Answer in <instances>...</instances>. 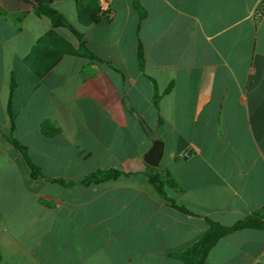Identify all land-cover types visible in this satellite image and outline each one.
<instances>
[{
  "label": "crops",
  "instance_id": "crops-1",
  "mask_svg": "<svg viewBox=\"0 0 264 264\" xmlns=\"http://www.w3.org/2000/svg\"><path fill=\"white\" fill-rule=\"evenodd\" d=\"M133 1L99 0L108 14L86 25L75 0L51 1L99 60L31 0H0V264H186L173 254L208 219L264 216V0ZM149 166L178 184L168 198ZM204 264H264V227L222 236Z\"/></svg>",
  "mask_w": 264,
  "mask_h": 264
},
{
  "label": "trees",
  "instance_id": "trees-1",
  "mask_svg": "<svg viewBox=\"0 0 264 264\" xmlns=\"http://www.w3.org/2000/svg\"><path fill=\"white\" fill-rule=\"evenodd\" d=\"M51 1L52 0H31L34 12L38 15L42 14L47 16L51 20L53 28L58 26H64L70 29L75 34L76 38L78 39V47L76 49H73V52L89 58L101 60L89 49L83 38L82 33L78 31L75 27L70 25L65 20V18L52 7ZM75 3L78 20L81 24L84 25L97 22L103 15L108 14L109 12L108 10L104 11L102 9L99 0H75ZM133 4L137 9L140 10V6L137 0H134ZM52 33L53 30L51 29L47 33V35H50ZM138 62L139 65L142 66L143 57L140 49L138 51ZM13 87L14 85L12 84V88ZM11 141L15 146L20 148L19 144L16 141ZM30 168L31 176L36 177L40 173L39 169L33 164H30ZM150 168L151 167L149 166V169L145 171L149 181L153 184L155 189L162 196L168 198L164 190V185L169 184L173 187H178V184L174 181V179L168 172H165L163 174L153 173ZM120 174L121 172L115 169L103 171L99 170L88 175L82 180V182H97L108 178H115ZM169 200L171 201L174 207L183 211H187V209L183 206L177 205L172 198H169ZM247 227L263 228L264 216L260 212H253L229 225H222L216 221L208 219L207 228L200 236L198 241L186 248L185 250L175 253L173 255L183 260L186 264H204L209 249L215 244V242L219 238L231 231Z\"/></svg>",
  "mask_w": 264,
  "mask_h": 264
},
{
  "label": "water",
  "instance_id": "water-1",
  "mask_svg": "<svg viewBox=\"0 0 264 264\" xmlns=\"http://www.w3.org/2000/svg\"><path fill=\"white\" fill-rule=\"evenodd\" d=\"M161 153L162 142L158 140L153 144L149 152L145 155V161L151 166H156L160 159Z\"/></svg>",
  "mask_w": 264,
  "mask_h": 264
},
{
  "label": "built area",
  "instance_id": "built-area-1",
  "mask_svg": "<svg viewBox=\"0 0 264 264\" xmlns=\"http://www.w3.org/2000/svg\"><path fill=\"white\" fill-rule=\"evenodd\" d=\"M101 7H102V9H103L104 11L107 10L106 7H103L102 5H101ZM262 15H264V1H259V2L256 4V6L254 7V9H253L252 16H253V18H259V17H261ZM185 154H186V152H183V153H181L180 155L183 156V155H185Z\"/></svg>",
  "mask_w": 264,
  "mask_h": 264
}]
</instances>
